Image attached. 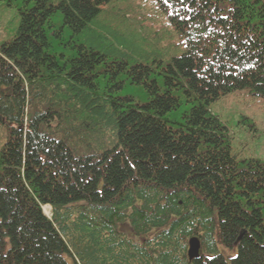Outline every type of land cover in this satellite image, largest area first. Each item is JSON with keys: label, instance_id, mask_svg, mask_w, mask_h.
<instances>
[{"label": "trees", "instance_id": "obj_1", "mask_svg": "<svg viewBox=\"0 0 264 264\" xmlns=\"http://www.w3.org/2000/svg\"><path fill=\"white\" fill-rule=\"evenodd\" d=\"M112 1L6 0L0 264H264V162L211 110L264 99V0H155L184 45L157 66L97 31Z\"/></svg>", "mask_w": 264, "mask_h": 264}, {"label": "rangeland", "instance_id": "obj_2", "mask_svg": "<svg viewBox=\"0 0 264 264\" xmlns=\"http://www.w3.org/2000/svg\"><path fill=\"white\" fill-rule=\"evenodd\" d=\"M0 0V43L12 38L18 27L17 3ZM95 28L99 32L111 29V42L120 51L130 52L136 61L154 64L158 53L164 57H175L184 52V45L170 25L167 14L158 8L155 0H113L103 7L96 19ZM124 36L123 46L115 37ZM110 41L104 42L106 45ZM127 53V54H128ZM126 57V56H125ZM131 61L130 63H132ZM232 136V151L239 159H257L264 162V99L252 95L248 90L233 92L211 105ZM0 125V136L6 134ZM5 141V138L3 139ZM43 206L47 217L52 216V207ZM228 261L234 254L221 247Z\"/></svg>", "mask_w": 264, "mask_h": 264}, {"label": "water", "instance_id": "obj_3", "mask_svg": "<svg viewBox=\"0 0 264 264\" xmlns=\"http://www.w3.org/2000/svg\"><path fill=\"white\" fill-rule=\"evenodd\" d=\"M201 242L198 237H193L189 240L188 256L189 258L196 259L200 256Z\"/></svg>", "mask_w": 264, "mask_h": 264}]
</instances>
